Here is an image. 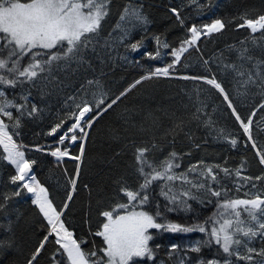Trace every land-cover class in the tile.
<instances>
[{"label": "trees", "instance_id": "trees-1", "mask_svg": "<svg viewBox=\"0 0 264 264\" xmlns=\"http://www.w3.org/2000/svg\"><path fill=\"white\" fill-rule=\"evenodd\" d=\"M131 3L138 5L148 18L146 26L132 27L120 21L123 10ZM172 8L180 10L183 25L170 11ZM108 9L109 14L102 22L99 36L83 53L84 62L55 71L52 83L42 80L31 88L29 107L35 104L41 111L32 117H22L19 129L9 128L10 134L17 133L13 139L23 146L21 150L25 158L36 161L30 175H35L36 180L48 190L49 199L57 210H63L61 220L78 242L84 241L81 247L85 251L103 246L102 238L94 233L100 230L104 221L100 215L102 211L109 210L118 202H126L127 197L120 192L121 185L126 184L132 189L138 186L140 177L135 161L138 147H149L148 158L157 163L169 152L176 151L180 154L181 165L177 172L186 171L189 166L201 161L207 166L220 165L230 169V177L214 169L219 173L220 184H213L212 187L221 188V200L246 198L245 192L251 196L264 191V181H242L235 176L237 169H241L242 176L264 175V165L259 163L256 154L258 150H264V108L259 107L264 103V95L258 86L245 87L244 78L225 67L235 64L239 68L244 64L245 68H250V64L238 58L239 51L244 48L249 49L248 54L264 60L262 34H254V43L253 34L247 27H237L242 22L241 16L255 18L264 14V0H197V3L192 0H110ZM216 19L223 21L225 28L211 36H203L196 46L182 55L180 62L170 69L176 78L154 76L143 80L95 120L84 142L82 161H55L52 155L34 150L55 151L60 148L68 150L71 155H79L80 140L75 145H70L69 140L58 144L60 136L73 123L68 113L76 111L75 104L82 100L95 104L103 96L105 104L100 106L102 109L136 80L173 63L171 52L179 48L183 40L190 38V27H202ZM125 30L128 33L126 37ZM156 36L169 47L159 46L161 55L152 59L145 53L154 54L157 51ZM135 42H142V47L133 51L129 45ZM183 76H214L224 87L241 118L245 122L252 119L253 140H248L218 90L201 79H181ZM87 80H98L99 86L89 87ZM28 88V85L24 86L25 94ZM15 92L17 102L24 103L20 99L21 90L16 89ZM70 96L76 97L75 101L68 99ZM12 111L14 115H19L14 109ZM252 112L256 113L255 116H251ZM90 115L95 116L96 112ZM62 119L65 121L62 128L49 135L51 128ZM6 123L11 124L7 120ZM233 138L237 140L235 146L229 143ZM253 141L256 148L252 147ZM153 144L156 147L153 148ZM0 153H3L2 146ZM78 163L80 174L76 178ZM14 174V166L0 159V202L5 196L11 197L5 210L0 212V242L4 245L0 247V264H27L50 230L47 221L32 203V193L21 189L19 196L12 195L18 189V185L10 182ZM73 178H76V191L72 192V200L67 201ZM160 183L154 182L150 203L145 210L154 214L159 204L167 221L189 227L200 224L210 231L209 217L217 209V197L201 193L207 197L203 203L189 200L190 210L168 212L165 210L168 202L159 195L157 185ZM252 183L256 184L255 188ZM241 184L245 187L237 191ZM182 187L187 186L177 181V192ZM223 189L227 190L226 195ZM65 202L68 203L67 209H63ZM149 232L153 236L149 246L153 248L154 259L141 261L140 264H181V261L183 264H201L202 261H222L226 258L214 241L210 245L203 244L209 239L206 233H173L156 229ZM54 241L55 236L48 237L35 264H53L52 256L58 249ZM198 245L200 251H192ZM253 246H264V241L256 238ZM231 259L234 264H244L234 257Z\"/></svg>", "mask_w": 264, "mask_h": 264}, {"label": "snow or ice", "instance_id": "snow-or-ice-1", "mask_svg": "<svg viewBox=\"0 0 264 264\" xmlns=\"http://www.w3.org/2000/svg\"><path fill=\"white\" fill-rule=\"evenodd\" d=\"M192 2L197 3V0H192ZM109 3L110 0H0V146L3 148L0 159L7 160L15 168V174L10 177V182L18 185V189L12 195L19 196L21 189L32 193L34 196L32 203L37 206L50 228L48 235L39 243L27 264H35L44 250L49 236H55L54 242L58 245V249L52 256L53 264H140L144 260L151 261L154 259V254L153 248L149 246V241L153 239L149 232L150 229L173 233L193 231L206 233L209 239L203 244L210 245L214 241L226 254V258L222 261L216 259L202 261L201 264H234L231 259L233 257L237 261H243L244 264H264V246L259 248L253 246V241L256 238L264 241V191L251 196L245 192L246 198L219 199L222 197L221 188L212 187L213 184H220L219 173L214 169H219L226 177H230L232 171L228 168H222L220 165L207 166L201 161L199 164L189 166L186 171L177 172L176 169H179L181 165L180 154L176 151L169 152L167 157L157 163L148 158L147 154L151 151L149 147L136 148V171L140 177L138 186L132 189L126 184L121 185L120 192L127 197L126 202H118L109 210L100 213L104 217V221L100 230L96 231L94 235L102 238L103 246H94V250L90 251H85L81 247L84 241L78 242L73 237V232L65 227V223L61 220L64 212L63 210L58 211L53 205L49 199L48 190L36 180L35 175H30L32 165L36 161L25 158V153L21 150L23 146L13 139L17 133L10 134L9 128L19 129L22 117L25 115L32 117L41 111L35 104H31L29 107L28 97L31 95V88L36 87L42 80L52 83L55 71L67 69L73 63L79 65L84 62L83 53L99 36L102 22L109 14ZM170 11L183 25L180 10L172 8ZM240 19L242 22L237 27H247L253 34L254 43L256 39L254 34L257 32L262 34L260 39H264V14L255 18H248L244 15ZM120 21L132 27L146 26L149 23L148 18L139 8L131 6L125 7ZM225 26L223 21L216 19L211 24H205L202 27L195 25L190 27L188 29L191 33L190 38L183 40L181 46L171 52L174 57L173 63L164 68H157L155 72L136 80L102 109L100 106L105 104L103 96L95 104L87 100L75 104L76 111L68 113L73 123L60 136L59 143L63 144L65 140L76 143L77 140H80L79 155L70 156L67 150L62 151L60 148L52 151L51 155L57 160L68 156L70 159L82 161L84 157L83 142L88 137L86 129H90L103 112L112 108L121 97L143 80L152 79L154 76L169 77L170 69H174L182 55L190 47L196 46L202 36L219 33ZM127 35V30H125L124 36ZM155 40L158 45L157 51L154 54L145 53L152 59L161 55L159 46L169 47L166 42L161 41L159 36H156ZM129 46L133 51H136L142 47V42L131 43ZM53 49L56 51L53 52ZM248 53L249 49L244 48L239 51L238 58L250 64V68H245L244 64H241L239 68L235 64L225 65V67L231 68L237 76L244 78L243 85L245 87L258 86L264 95V60L257 59ZM204 63L207 64L208 61H204ZM180 78L201 79L218 90L224 100L228 102V107L232 110L235 119L240 122V127L247 134L248 140H253L252 119L249 118L245 122L241 118L224 87L214 76H183ZM99 83L98 80H87L89 87L99 86ZM25 85L29 86L27 94L24 92ZM16 89L21 90L20 99L24 103L17 102ZM82 90L86 91V89ZM68 99L75 101L76 97L70 96ZM259 107L264 108V103H261ZM13 109L19 115H14ZM93 112H96L95 116L89 115ZM255 114L252 112L251 116H255ZM6 120L11 124L6 123ZM64 122L62 119L56 123L51 128L49 135H54L62 128ZM229 143L235 146L237 140L230 139ZM152 147L154 148L156 145L153 144ZM252 147H257L254 141ZM40 150V148L36 149V151ZM256 154L259 157V163L264 165V150H258ZM79 174L80 164L78 163L76 178L79 177ZM235 176L242 181H264V175L242 176L241 169L235 171ZM76 178L70 180L71 191L67 194V201L72 200V192L76 191ZM156 181L161 182L157 187L159 195L168 202L165 205V210L168 212L190 210L189 200L203 203L207 197L202 196L201 193L217 197V209L209 217L212 225L210 231L200 224L189 227L167 221L160 211L159 204L156 205L157 210L154 214L145 210L150 203L152 186ZM177 181L187 187H182L177 192ZM241 187H245V185L238 186L237 191ZM252 187L255 188L256 184L252 183ZM226 192L227 190L223 189L224 195ZM9 199H11L10 196H5L3 202H0V212L5 210ZM67 208L68 203L65 202L63 209ZM3 246V242H0V247ZM175 247L174 245L173 251H175ZM192 251L199 252L200 246L192 248Z\"/></svg>", "mask_w": 264, "mask_h": 264}, {"label": "rangeland", "instance_id": "rangeland-1", "mask_svg": "<svg viewBox=\"0 0 264 264\" xmlns=\"http://www.w3.org/2000/svg\"><path fill=\"white\" fill-rule=\"evenodd\" d=\"M129 6H131V7H135V8H138V5H136V4H134V3L129 4L127 7H129ZM169 77L176 78L177 76L174 75V74H171ZM76 142H77V141H76ZM71 143H72V142H70V145H71ZM73 144H74V143H72V145H73Z\"/></svg>", "mask_w": 264, "mask_h": 264}, {"label": "built area", "instance_id": "built-area-1", "mask_svg": "<svg viewBox=\"0 0 264 264\" xmlns=\"http://www.w3.org/2000/svg\"><path fill=\"white\" fill-rule=\"evenodd\" d=\"M66 157H68V156H66ZM57 159V158H56Z\"/></svg>", "mask_w": 264, "mask_h": 264}]
</instances>
